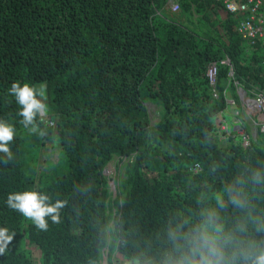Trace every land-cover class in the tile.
I'll list each match as a JSON object with an SVG mask.
<instances>
[{
    "label": "trees",
    "instance_id": "trees-1",
    "mask_svg": "<svg viewBox=\"0 0 264 264\" xmlns=\"http://www.w3.org/2000/svg\"><path fill=\"white\" fill-rule=\"evenodd\" d=\"M169 1L0 0V120L16 129L13 158L0 159V228L13 235L0 264H162L188 244L169 233L192 238L209 210L229 228L264 216V183L253 182L264 176V144L255 142L264 134L233 132L232 116L224 117L226 138L215 126L231 89L264 98V37L241 61L238 23L214 0H178L181 17ZM213 63L216 89L207 76ZM17 81L47 84V110L36 120L44 135L20 123L8 93ZM148 103L163 111L160 121ZM229 187L246 210L228 202ZM30 189L65 202L60 223L40 231L8 207L10 193ZM248 237L264 242V233L250 229Z\"/></svg>",
    "mask_w": 264,
    "mask_h": 264
},
{
    "label": "clouds",
    "instance_id": "clouds-1",
    "mask_svg": "<svg viewBox=\"0 0 264 264\" xmlns=\"http://www.w3.org/2000/svg\"><path fill=\"white\" fill-rule=\"evenodd\" d=\"M217 5L220 8L221 16L223 18L224 15L227 16L224 11L225 8L220 4ZM172 7H177V11H180V16L183 14L178 0L169 1L168 8ZM163 11L164 9L159 11V16H163ZM217 12L219 13L218 9ZM226 64L230 65V61H226ZM231 75H233V72H231ZM216 84L217 77L215 85L213 86L211 83L210 85L213 89H216ZM8 93L14 97L16 104L19 106L18 115L22 117L20 123L24 128L29 129L32 133L39 131L40 135H44V132L39 130L36 120L37 117L47 110L44 101L47 93V84L41 83L37 87L29 83L21 84L17 81L11 84ZM214 97L216 99L219 98L216 92H214ZM229 97L231 96L228 95L227 97L228 105L226 110L230 108ZM233 102L235 103V101ZM235 104L237 105V103ZM220 116L222 117V114ZM260 125L257 124V126ZM227 127L226 125V129L223 131L217 129V134L218 131L229 133L230 129H227ZM257 130L258 133L255 129L254 135L259 136L260 129L258 128ZM15 134L16 129L11 123L0 120V154H3L0 159L11 160L13 158L10 142L14 140ZM253 182L264 183V176L259 172L255 173ZM226 192L228 194V202L231 205L239 209H247L248 202L242 193L232 187L226 189ZM215 201L218 208H222L225 203L221 194L215 196ZM6 204L10 209L31 221L40 231L48 230L49 221L55 224L60 223L61 209L65 207L64 201L59 199L53 201L43 191L31 189L10 193L7 196ZM250 229L256 233H264V216L242 218L229 228L221 221L216 210H209L202 214V224L195 230V235L192 238L189 239L188 236L180 235L177 232L169 233L173 241L185 239L188 244L186 248L177 246L175 253L169 255L162 264H264V242L250 239L248 237ZM12 239L13 235L9 234L7 228H0V253L5 251L6 245ZM131 264H140V261L133 260ZM145 264H148V262H145Z\"/></svg>",
    "mask_w": 264,
    "mask_h": 264
},
{
    "label": "rangeland",
    "instance_id": "rangeland-1",
    "mask_svg": "<svg viewBox=\"0 0 264 264\" xmlns=\"http://www.w3.org/2000/svg\"><path fill=\"white\" fill-rule=\"evenodd\" d=\"M170 14L172 16L175 15H179L180 11H177V7H172L170 8ZM183 16V15H181ZM180 16V17H181ZM239 21H243V18L240 19H236L234 18V23H238ZM183 23L186 24V20L183 17ZM221 23H225V22H221ZM252 48V46L250 45V43H248L247 41H244L242 43V57L240 58L241 61H243V57L245 55V52ZM253 49V48H252ZM255 55L259 56L258 51L255 53ZM237 69L240 70V67L237 65ZM232 91L233 97H229L228 99V103L230 105V108L228 110H226L222 115L224 116H218L216 118L215 121V126L217 129H220L221 131L226 129V121L224 120L225 116H229L233 119H231V122L233 124H235V127H233L232 131L233 132H238L240 134H242L241 136H245V131L244 130H248L250 131L254 138L257 139L258 136L254 135V131L256 129V132L258 133V128L260 129V132L263 133V127H264V98H251L246 91L243 90L242 87H238V91ZM236 96H238L240 99H237ZM236 98V100L234 99ZM235 101V103H239V101H241V109L238 107L240 105H237L233 102ZM148 107L149 110L152 114V118L154 120V122H158L162 119V117L164 116L163 111L159 108H157L156 105H154L153 103H148ZM236 116L239 119H237ZM45 117V121L47 122L49 120V117L47 114H44ZM258 118V120L262 123L260 126H257L255 119ZM241 120H243L245 122V127L246 128H241ZM241 126V127H239ZM227 129H229V127H227ZM218 131V136L220 139H224L226 138V134H224L223 132ZM264 134V133H263ZM255 142H261L264 144V142L262 141H258L255 140ZM251 145V142L249 141V139H243V144L242 146H244L245 148H248ZM52 144L48 143L47 146L45 148H51ZM51 158V153L50 152H42V155L40 157V166L42 169H47L49 167V161ZM116 173H117V164L115 162H111L105 170V174L106 177L109 181L110 187H111V191L114 192L115 191V184H114V179L116 177Z\"/></svg>",
    "mask_w": 264,
    "mask_h": 264
},
{
    "label": "built area",
    "instance_id": "built-area-1",
    "mask_svg": "<svg viewBox=\"0 0 264 264\" xmlns=\"http://www.w3.org/2000/svg\"><path fill=\"white\" fill-rule=\"evenodd\" d=\"M225 8L226 14L239 21L236 32L244 41L254 44L255 40L264 37V0H214ZM226 64V61L221 62ZM218 74V64H212L208 70L211 85H215Z\"/></svg>",
    "mask_w": 264,
    "mask_h": 264
}]
</instances>
